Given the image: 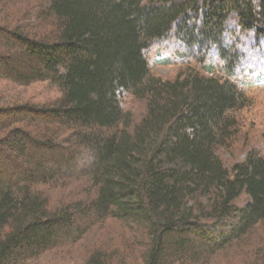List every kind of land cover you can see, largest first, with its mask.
Here are the masks:
<instances>
[{"label": "trees", "instance_id": "1", "mask_svg": "<svg viewBox=\"0 0 264 264\" xmlns=\"http://www.w3.org/2000/svg\"><path fill=\"white\" fill-rule=\"evenodd\" d=\"M39 7L40 26L0 19V80L61 92L53 104L0 103V264H214L234 247L246 257L232 264H264V154L231 168L220 155L248 104L234 79L243 46L264 49V0ZM170 38L208 75H154L147 52ZM126 96L144 103L139 119ZM109 220L130 236L72 257Z\"/></svg>", "mask_w": 264, "mask_h": 264}, {"label": "rangeland", "instance_id": "2", "mask_svg": "<svg viewBox=\"0 0 264 264\" xmlns=\"http://www.w3.org/2000/svg\"><path fill=\"white\" fill-rule=\"evenodd\" d=\"M41 3L42 0H1L0 10L3 13L0 19L3 22V19H9L11 22L16 23L19 18L26 17L23 20L24 24L40 26V22L37 21V13L40 10L39 4L41 5ZM245 44H249V41H245ZM262 46L264 47V44ZM239 49L242 50V45L239 46ZM243 50L246 51V58L242 65L237 68L234 79L245 92L248 104L235 113L238 121V132L233 142L230 146L220 149L221 158L229 168L235 162L242 160L250 151L264 154V49L257 50L244 45ZM194 57H198L197 52L190 51L174 38L155 42L147 52L153 74L163 79H175L179 73L188 68H197L208 75L205 67L200 64L196 65L195 61H198ZM205 59L206 65L214 64L216 66V74L219 72L223 74L221 70L222 62L214 53L210 52ZM60 97V90L48 82H35L25 86L7 80H0V103L31 102L32 104L44 105L53 104ZM123 107L126 111H131L137 119L142 116L145 110L144 103L131 96L123 98ZM75 185L76 183H72L67 187L56 188L54 197L57 198L61 193L71 191L76 187ZM246 200L247 196L242 195L237 203L243 204ZM128 234L127 228L116 220H109L103 226H94L83 241L82 247L73 251L72 257L81 255L85 247L103 245L104 240L112 245L122 243V240ZM253 247L252 245L251 248L253 249ZM235 249L234 247L229 252L220 253L214 259V264H232L235 259L242 260L246 257L238 251L234 253Z\"/></svg>", "mask_w": 264, "mask_h": 264}]
</instances>
